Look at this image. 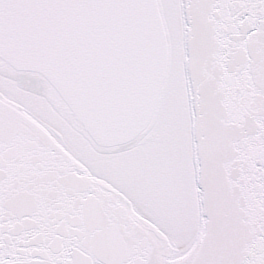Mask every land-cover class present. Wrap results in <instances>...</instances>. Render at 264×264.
<instances>
[{"label":"snow or ice","instance_id":"snow-or-ice-1","mask_svg":"<svg viewBox=\"0 0 264 264\" xmlns=\"http://www.w3.org/2000/svg\"><path fill=\"white\" fill-rule=\"evenodd\" d=\"M0 264H264V0H0Z\"/></svg>","mask_w":264,"mask_h":264}]
</instances>
